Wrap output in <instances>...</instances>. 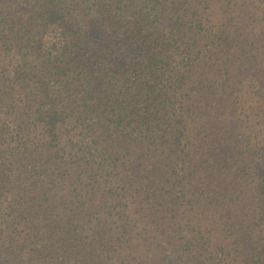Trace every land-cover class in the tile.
<instances>
[{
  "label": "trees",
  "instance_id": "obj_1",
  "mask_svg": "<svg viewBox=\"0 0 264 264\" xmlns=\"http://www.w3.org/2000/svg\"><path fill=\"white\" fill-rule=\"evenodd\" d=\"M0 264H264V0H0Z\"/></svg>",
  "mask_w": 264,
  "mask_h": 264
}]
</instances>
